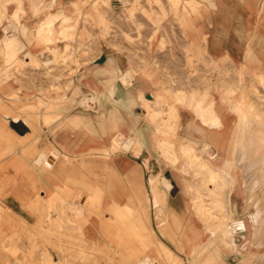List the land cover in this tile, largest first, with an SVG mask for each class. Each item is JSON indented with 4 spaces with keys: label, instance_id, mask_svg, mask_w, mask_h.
<instances>
[{
    "label": "crops",
    "instance_id": "1",
    "mask_svg": "<svg viewBox=\"0 0 264 264\" xmlns=\"http://www.w3.org/2000/svg\"><path fill=\"white\" fill-rule=\"evenodd\" d=\"M16 1L26 9L25 29L20 31L26 36L35 33L39 18L55 11L56 0ZM205 3L209 10L199 14L206 19L207 37L202 44L207 54L224 55L251 72L264 71V0ZM42 4L45 8L40 10ZM55 14L67 16L63 11ZM120 56L123 71L124 67L143 66L122 52ZM105 60L100 73L110 66L107 55ZM104 77L88 82L83 77L81 86L101 87L100 79ZM147 84L137 78L130 84L137 101L130 110L119 103L115 109L99 110L96 121L79 116L80 109L67 111L55 124L44 126L38 138L23 140V133L12 139L15 144L6 141L2 145L5 152L0 155V264H16L15 257L2 249L5 239L12 238L3 244L5 247L21 250L32 241V233L35 243L41 241L36 235L46 225L44 202L48 198L65 200L68 206L73 196L84 199L87 195L96 196L90 201L96 205L100 224L113 219L111 210L130 212L129 249L142 253L121 264H264V140L263 135L255 136L256 131H264V125L245 123L246 118L239 123V114L230 101L215 90L203 96L196 87L178 93L182 96L169 102L172 107L163 106L151 114L141 108L139 96L140 91L152 95L147 92ZM202 111L206 120L201 118ZM258 112L264 116V106ZM157 113L160 114L156 116ZM212 115L218 117L219 123L210 120ZM3 128L8 132L11 127ZM116 130L121 136V150L107 156L105 148L111 142L106 141ZM129 139L128 147H124V140ZM94 140L97 142L90 143ZM184 143L196 148L216 167L223 164V156L207 157L203 151L206 146L258 147V152L232 156L230 162L235 168L226 166L232 180L220 172L221 181L213 183L206 181L204 172L196 174L189 169L186 157L181 156L179 162L168 158L171 145L178 150ZM11 146L13 149L9 150ZM49 152H54L51 164L45 161ZM161 177L169 180L170 187ZM199 194L201 200L192 202V197ZM201 204L218 220L228 216L234 221L229 234H224L222 221L216 219L208 224L206 217L198 214ZM56 210H50L52 218L57 216ZM100 224L94 236L102 235ZM135 236L142 239L146 248L134 241ZM125 252L122 250L121 254ZM53 256L63 258L65 264H80L67 245Z\"/></svg>",
    "mask_w": 264,
    "mask_h": 264
},
{
    "label": "rangeland",
    "instance_id": "2",
    "mask_svg": "<svg viewBox=\"0 0 264 264\" xmlns=\"http://www.w3.org/2000/svg\"><path fill=\"white\" fill-rule=\"evenodd\" d=\"M54 7L53 13L38 19L35 33L26 36L20 33L25 29V6L16 0L5 3L0 0V155L5 152L2 145L6 141L15 144L12 139L23 133V140L38 138L44 126L55 124L67 111L80 109L79 114H74L96 121L99 110L115 109L119 103L130 110L137 104L129 89L134 78L146 80L147 92L152 94L139 93L150 101L145 105L140 96L141 108L146 112L160 111L163 106L171 105V100H180L182 95L178 93L196 87L203 96L215 90L230 101L239 114V123L246 118L245 123L254 121L255 125H264V116L258 112V108L264 106V71L251 72L224 55L207 54L202 44L207 37L206 19L199 14L209 10L205 0H56ZM43 8L45 4L40 10ZM57 11L67 16L55 14ZM27 46L30 49H26ZM120 51L143 66L124 67L123 71L119 66ZM101 55H107L110 63L104 73H100L99 68L105 67L107 61L105 58L99 61ZM119 73L126 74L123 80L126 83H120ZM94 74L95 77L91 76ZM102 76L105 77L100 79L101 87L81 86L83 77L88 82ZM201 118L206 120L204 111ZM216 118L212 115L210 120L218 123ZM3 125H9L10 132H6ZM260 135L264 140V131H256L255 136ZM119 138L116 130L111 140L106 141L111 142L105 148L107 156L121 150ZM203 151L209 158L220 154L223 164L214 166L194 147L192 152L187 151L190 154L180 153L177 160L171 155L168 158L179 162L181 156L186 157L189 169L196 174L204 172L206 181L218 183L216 178L220 172L231 174L226 166L234 167L230 162L232 156L256 154L258 147L206 146ZM53 153L49 152L47 164H51ZM198 197L201 200L202 196L196 195ZM55 199L48 198L44 202L46 225L36 235L40 242L35 243L32 233V241L25 250L3 245L12 238L1 243L2 249L15 257L16 264H65L63 258L53 256L63 245L71 248L80 264H121L122 260L129 263L142 253L129 249L128 209L111 210L113 219L100 224L96 205L91 203L95 195L84 199L73 196L68 206L65 200ZM54 208L57 216L52 218L50 210ZM200 213L208 224L217 219L212 211H198ZM217 221H222L225 231L227 229L226 233L223 231L225 235L234 226L228 216ZM99 224L102 235L94 236ZM137 233L142 235L140 231ZM134 241L146 248L140 237L135 236ZM120 249L126 251L125 254H121ZM5 261L8 263L7 259Z\"/></svg>",
    "mask_w": 264,
    "mask_h": 264
},
{
    "label": "bare ground",
    "instance_id": "3",
    "mask_svg": "<svg viewBox=\"0 0 264 264\" xmlns=\"http://www.w3.org/2000/svg\"><path fill=\"white\" fill-rule=\"evenodd\" d=\"M18 7V6H17ZM73 7H75V3H74V6ZM18 9H16V11H17ZM46 61H49V60H45V62ZM119 75V79H120V83L121 82H125V81H123V80H125L126 79V74L125 73H119L118 74ZM126 81H128V80H126ZM126 83V82H125ZM130 89V88H129ZM131 93H132V91H130ZM140 96L141 97H143V95L142 94H140ZM148 97H150V96H148ZM144 98V97H143ZM144 100V104L145 105H147V104H149V100L148 99H146V98H144L143 99ZM155 112H156V110H155ZM152 114V113H151ZM217 119V118H216ZM214 120V119H213ZM218 120V119H217ZM217 122V121H216ZM219 123V122H218ZM18 127H19V125H18ZM135 134V133H134ZM240 136V135H239ZM110 137H113V134L110 136ZM109 137V138H110ZM116 137H114V139H115ZM133 138V137H132ZM127 139V138H126ZM134 139V138H133ZM129 143H130V139L129 140H124V147H128V145H129ZM132 143V142H131ZM142 144V143H141ZM184 144H186V143H184ZM181 147L178 149V151H175L174 150V148H173V146L172 147H170V149H171V151H170V154L169 155H171V157L172 158H174L175 160H177L180 156V153H188L187 151H189V152H192V150H193V146H191V145H189V144H186V145H184V146H182V145H180ZM188 154H190V153H188ZM188 156V155H187ZM191 156H193V155H191ZM207 166H209V165H207ZM213 166V165H212ZM211 167V166H210ZM213 168V167H212ZM192 169V168H191ZM216 169V168H215ZM199 170V169H198ZM212 171V173H213V170H211ZM216 173V172H215ZM224 174H226V173H224ZM226 175H228V177H230V179L229 180H232V176H231V174L229 175V174H226ZM246 175V174H245ZM218 176V175H217ZM215 177V176H214ZM216 178V177H215ZM214 178V179H215ZM220 178V176H218V178H216V180L218 181V182H220L221 181V179H219ZM161 179L163 180V182L167 185V186H169V180H167V179H165V178H163V177H161ZM211 180H213V179H211ZM229 180H228V182H229ZM162 182V181H161ZM164 183H163V185H164ZM207 183V182H206ZM205 184V183H204ZM171 185V184H170ZM229 186V185H228ZM170 187V186H169ZM227 187V186H226ZM220 189V188H219ZM208 190V189H207ZM227 192H228V190H226ZM196 192V191H195ZM208 193V192H207ZM200 195V194H199ZM207 195V194H206ZM227 196V195H226ZM202 198V197H201ZM223 198V197H222ZM195 199H199V197L198 198H196V196L195 197H193L192 198V200L195 202L196 200ZM230 199V198H229ZM226 201H227V199H226ZM198 204V203H197ZM227 204V203H226ZM202 206H199V208L200 207H202L201 209H202V211L204 210V211H206V210H208V208L206 207V205L205 204H201ZM76 207V206H75ZM197 208V207H196ZM212 208V207H211ZM208 211H211L210 209L208 210ZM204 213V212H203ZM206 213V212H205ZM201 215H202V213H200ZM211 215V214H210ZM198 216V215H197ZM213 219V218H212ZM218 220V219H217ZM216 220V221H217ZM216 225H217V223H216ZM214 226V225H213ZM217 227H218V225H217ZM221 228V227H220ZM227 228V227H226ZM221 230V229H220ZM227 232V229H226V231H225V233ZM222 233V232H221ZM229 236V235H228ZM229 238V237H228ZM197 245V244H196ZM203 245V244H202ZM224 246H226L225 245V243L223 244ZM228 245V244H227ZM200 248V247H199ZM199 250V249H198ZM141 262V261H140ZM140 264H142V263H140Z\"/></svg>",
    "mask_w": 264,
    "mask_h": 264
},
{
    "label": "water",
    "instance_id": "4",
    "mask_svg": "<svg viewBox=\"0 0 264 264\" xmlns=\"http://www.w3.org/2000/svg\"><path fill=\"white\" fill-rule=\"evenodd\" d=\"M104 58H105V56H104V55H101V56L98 58V60H99V61H102Z\"/></svg>",
    "mask_w": 264,
    "mask_h": 264
}]
</instances>
